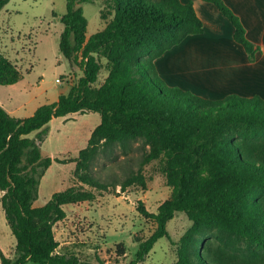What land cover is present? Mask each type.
<instances>
[{"label":"trees","instance_id":"16d2710c","mask_svg":"<svg viewBox=\"0 0 264 264\" xmlns=\"http://www.w3.org/2000/svg\"><path fill=\"white\" fill-rule=\"evenodd\" d=\"M9 1L0 0V10ZM85 1L68 0L61 17L59 48L73 65L81 66L78 82L28 117L14 116L0 103V199L17 241L15 256L0 251L1 264H96L60 252L54 228L67 215L64 205L92 200V190L70 186L35 205L42 176L58 160L45 156L41 148L52 119L87 111L100 112L101 122L75 159L81 182L108 188L111 184L95 174L99 155L139 141L146 148L141 164L161 158L172 187L156 212L140 203L157 226L148 237L138 238L132 264L144 261L155 243L169 236V224L178 212L191 224L179 239H172L177 249L173 264H264L212 250L204 240L206 230L230 232L248 250H264V98L230 94L204 99L161 78L156 57L204 29L192 2L106 0L113 17L88 36V18L80 5ZM206 1L233 23L236 40L254 60L258 46L248 38L240 17L224 0ZM109 13L102 10L101 17ZM99 56L107 58L109 73L97 85L103 67ZM21 78L17 64L0 50V84ZM32 132L35 135L29 136ZM145 179L141 168L130 169L122 182L113 184L126 188L144 185Z\"/></svg>","mask_w":264,"mask_h":264},{"label":"rangeland","instance_id":"374dc122","mask_svg":"<svg viewBox=\"0 0 264 264\" xmlns=\"http://www.w3.org/2000/svg\"><path fill=\"white\" fill-rule=\"evenodd\" d=\"M67 2L10 0L0 10V50L17 64L22 73L18 82L0 84V101L13 110L14 116L32 115L38 106L69 92L70 84L77 83L83 75L81 66L73 65L59 48L64 29L61 17L67 10ZM80 5L88 18V36L103 28L113 17L106 0H87ZM102 10L109 13L105 19L101 17ZM99 59L103 67L97 85L109 73L107 58L99 56ZM58 77L62 82L57 80ZM65 77H70L69 82ZM168 79V85L192 91L204 99L220 95L204 84L189 85V81H185L180 86L175 83V76L170 75ZM100 122L98 111L72 112L52 121L50 134L41 143V148L45 156L51 155L58 160H54L42 176L35 205L45 204L55 192L70 186L92 190L95 193L92 200L64 205L67 215L54 227L59 251L96 264H132L139 247L138 238L148 237L157 226L153 218L140 210V203L148 211L156 212L159 205L171 196L172 187L168 184L161 158L141 164L146 148L139 141L121 144L114 152L99 155L95 174L111 184L108 188L81 182L75 173V159L88 145L93 129ZM34 135L35 132L29 134ZM139 168L146 178L144 185L137 182L122 188L113 184L114 181L122 182L130 169ZM1 194L0 191V197ZM190 224L186 214L178 212L169 224V236L160 238L146 259L138 264H173L177 260V249L172 239H179ZM205 234L204 240L212 250L220 248L233 258L264 263V250H248L246 243L230 232L206 230ZM16 243L0 199V251L13 257Z\"/></svg>","mask_w":264,"mask_h":264},{"label":"crops","instance_id":"0c3cea01","mask_svg":"<svg viewBox=\"0 0 264 264\" xmlns=\"http://www.w3.org/2000/svg\"><path fill=\"white\" fill-rule=\"evenodd\" d=\"M182 1L193 3L204 29L187 35L158 57L157 68L163 80L169 83L171 75L178 79L175 83L180 86L185 81H189V85L210 86L212 91L220 94L213 99L230 94L244 97L258 94L264 98V0H224L240 17L248 38L258 46L254 60L249 58L243 44L236 40L233 23L214 3ZM188 89L194 90L192 87ZM0 103L13 115L12 109Z\"/></svg>","mask_w":264,"mask_h":264},{"label":"built area","instance_id":"2783aa9c","mask_svg":"<svg viewBox=\"0 0 264 264\" xmlns=\"http://www.w3.org/2000/svg\"><path fill=\"white\" fill-rule=\"evenodd\" d=\"M57 80H58L59 82H62V79H61L60 77H58ZM65 80H67V81L69 82L70 77H65Z\"/></svg>","mask_w":264,"mask_h":264}]
</instances>
